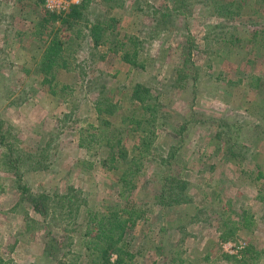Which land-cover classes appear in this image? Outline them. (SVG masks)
Instances as JSON below:
<instances>
[{
	"label": "rangeland",
	"instance_id": "obj_1",
	"mask_svg": "<svg viewBox=\"0 0 264 264\" xmlns=\"http://www.w3.org/2000/svg\"><path fill=\"white\" fill-rule=\"evenodd\" d=\"M79 4L0 0V264H104L88 209L131 207L126 264H264V0H93L73 29L43 20ZM57 29L67 67L46 73ZM137 84L160 111L129 190L120 150L149 134L124 121Z\"/></svg>",
	"mask_w": 264,
	"mask_h": 264
},
{
	"label": "trees",
	"instance_id": "obj_2",
	"mask_svg": "<svg viewBox=\"0 0 264 264\" xmlns=\"http://www.w3.org/2000/svg\"><path fill=\"white\" fill-rule=\"evenodd\" d=\"M93 0H81V4L75 5L71 8L70 11L57 13L50 10H46L44 21L46 22H54L61 20L63 26H67V29H73L75 23L81 21L85 18V11L88 10ZM223 13H233L230 10L222 11ZM90 30L91 38L96 44H100L103 41V32L107 31L108 27L105 25V22H96L93 24H89L87 26ZM57 29L55 31L51 40H49L46 49L44 50L42 60L45 62L44 70L46 73H49L55 64L60 67H67L66 60L62 57V52L64 51V45L66 42L63 38H60L58 35ZM81 31L77 33L78 37H81ZM136 41V45H137ZM124 59L126 62L139 66L141 61L139 60L138 51L135 50L134 53L124 55ZM132 101L135 103V106H138L139 109H136L130 118L124 119L126 122L128 120L129 124H135L137 128H142L144 132L149 133V128L153 125L156 119L158 112L160 111V104L154 99V95L146 89L142 84H137L134 87V92L132 96ZM98 110L101 112V107L99 106ZM141 110L142 113L138 114L137 112ZM148 124V125H147ZM134 129V128H133ZM136 129V128H135ZM150 133L141 138V151L139 155L126 158V155L123 152V148L120 150V157L125 158L126 167L123 170L121 175V180L123 182V186L126 189L132 190L134 188L133 179L130 176H136L141 170L140 160L144 151L149 149L151 145L149 142ZM121 141H118L120 144ZM118 151V150H117ZM142 154V155H141ZM111 161L116 160V154L114 151H111L110 156ZM104 164H106V160H104ZM73 204V203H72ZM71 204V205H72ZM36 210L40 213L44 212V208L40 206H35ZM79 207L77 206V209ZM127 217H124L123 214L116 210H110L107 213L102 214L101 217L97 218V213L92 209H88V220H87V229L85 232V236L88 237L86 245L94 244L91 248L96 251L99 258H104V264H126L127 261L126 256L129 255L125 249L126 244V234L129 223L133 221V217L140 219L144 216V213L140 210H137L135 207H131L130 212ZM235 234L234 230H224L221 234L222 239H230L233 238ZM93 240V241H92ZM104 243V244H103ZM110 251L117 255V259L115 262L111 261ZM250 251V248H246L242 250L243 256ZM227 258H236L233 255L225 254Z\"/></svg>",
	"mask_w": 264,
	"mask_h": 264
}]
</instances>
